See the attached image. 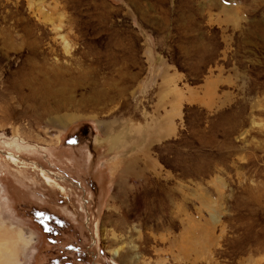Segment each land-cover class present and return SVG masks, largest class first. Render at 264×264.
<instances>
[{
    "label": "rangeland",
    "instance_id": "rangeland-1",
    "mask_svg": "<svg viewBox=\"0 0 264 264\" xmlns=\"http://www.w3.org/2000/svg\"><path fill=\"white\" fill-rule=\"evenodd\" d=\"M0 264H264V0H0Z\"/></svg>",
    "mask_w": 264,
    "mask_h": 264
},
{
    "label": "bare ground",
    "instance_id": "bare-ground-1",
    "mask_svg": "<svg viewBox=\"0 0 264 264\" xmlns=\"http://www.w3.org/2000/svg\"><path fill=\"white\" fill-rule=\"evenodd\" d=\"M7 156L9 157V159L11 160V162H13V163H16L18 161L15 156H13V157L11 155H7Z\"/></svg>",
    "mask_w": 264,
    "mask_h": 264
}]
</instances>
